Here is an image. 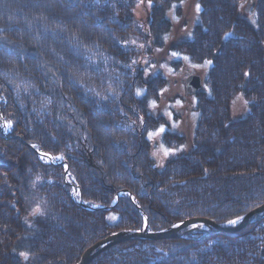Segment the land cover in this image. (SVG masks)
Instances as JSON below:
<instances>
[{
	"label": "trees",
	"instance_id": "obj_1",
	"mask_svg": "<svg viewBox=\"0 0 264 264\" xmlns=\"http://www.w3.org/2000/svg\"><path fill=\"white\" fill-rule=\"evenodd\" d=\"M179 1L152 0L138 18L148 0H0V115L10 122L4 134L0 120V264H77L111 233L142 230V211L162 231L196 217L227 223L264 203V0L257 28L239 14L247 0H200L192 36L170 47L213 62L193 150L161 170L151 157L147 135L162 119L149 102L167 81L146 80L142 61ZM239 96L249 114L232 121ZM33 145L63 156L78 198L98 210L76 203L64 167ZM124 190L134 200L122 193L113 207ZM90 264H264V218L238 233L122 242Z\"/></svg>",
	"mask_w": 264,
	"mask_h": 264
},
{
	"label": "rangeland",
	"instance_id": "obj_2",
	"mask_svg": "<svg viewBox=\"0 0 264 264\" xmlns=\"http://www.w3.org/2000/svg\"><path fill=\"white\" fill-rule=\"evenodd\" d=\"M258 1L247 0L239 13L256 28V4ZM248 3L250 6H247ZM197 4H200V0H181L174 4L175 7H173L174 5L171 7V10L166 14V20L170 23L169 31L160 38V41L157 40L158 47H156L157 44L156 46L155 44L149 46L151 48L150 54L142 61L146 80L160 75L167 81V86L159 94L160 98L155 107L149 105L152 116L158 120L162 119V124L159 127L161 125L165 126L164 133L151 139L147 135V139L151 142V157L155 160L158 170L163 169L166 163L172 159L188 154L193 150V135L200 119L197 105L198 97L186 94L185 80L193 74L201 76L204 83L209 77L213 65L212 63L204 66V63H202L199 67H194L197 64L191 62L190 59H185L184 55L178 53L177 56H172L174 51L170 49L171 43L188 40L192 36L194 28L198 25L201 12L196 11ZM144 6L150 8L149 4L142 3L136 9L138 18L147 15ZM247 7H249L248 11H246ZM147 47L145 46L144 49ZM204 92L208 93L205 83ZM244 101L245 97L243 96H239L234 100L231 110L232 121L245 118L249 114V103L245 105ZM161 145L165 148L179 150L174 155L165 156ZM181 145H184L183 149L180 148ZM153 153H156V155H153Z\"/></svg>",
	"mask_w": 264,
	"mask_h": 264
},
{
	"label": "water",
	"instance_id": "obj_3",
	"mask_svg": "<svg viewBox=\"0 0 264 264\" xmlns=\"http://www.w3.org/2000/svg\"><path fill=\"white\" fill-rule=\"evenodd\" d=\"M249 10V7H247L246 11ZM186 84V94H199L201 91H203L204 83L202 81L201 76L199 75H190L185 80ZM0 120L2 124V131L4 134H7L9 131V126L6 124L4 118L2 115H0ZM31 148L40 155L42 158L44 157L48 162L52 165H60L63 166L65 169V182L73 187V196L76 203L84 207L86 210L90 211H96L98 208L96 206H87L83 203L81 199L77 196V190L78 186H75L71 181L69 177V164L64 161H58L54 155L41 152L39 150H36L34 147L31 146ZM122 193L130 194L131 199L134 200V195L131 194L129 191L124 190L120 191L118 195L115 198V201L113 203V207L116 206V204L119 201L120 195ZM103 209H107L106 207H103ZM144 215V224L142 230H121L118 232L111 233V235L105 237L104 239H101L99 242L91 245L86 251L83 253L81 258L79 259V263L77 264H90L93 259L100 256L101 253L109 250L112 246L122 244V242L132 241V240H165V239H186L187 237H190L192 235L202 234L203 236H209V235H218L220 233L229 234V233H238L240 230L244 229L245 227L249 226L252 223L259 222L261 219L264 218V203L260 205V207H257L250 211L248 214L243 215V219L236 225H229L228 223H217L209 218H202V217H196V218H190L185 219L183 223L181 221L175 222V224H180V227L174 228L169 227L162 231H151L149 229V221L148 216L142 211Z\"/></svg>",
	"mask_w": 264,
	"mask_h": 264
},
{
	"label": "snow or ice",
	"instance_id": "obj_4",
	"mask_svg": "<svg viewBox=\"0 0 264 264\" xmlns=\"http://www.w3.org/2000/svg\"><path fill=\"white\" fill-rule=\"evenodd\" d=\"M141 2H142V0H141ZM148 3H149V6H151V4H152V0H148ZM173 7H175V5H174ZM196 11H197V12H200V11H201V6H200V4H197V5H196ZM225 35L227 36V35H229V34L226 33ZM133 43H135V42H133ZM140 47H143V45H141ZM177 55H178V53H175V52L172 53V56H177ZM184 58H185V59H188V57H184ZM132 63L135 64L136 61H132ZM212 63H213V62H212L211 60H206V61L204 62V66L211 65ZM194 67H199V65H194ZM244 75L247 77V76H250V73L245 72ZM136 95H137V96L141 95V92H140L139 90H137ZM244 103H245V105H247L248 101L245 100ZM149 104H150L151 107H155L156 102H155V101H150ZM169 115H171V114H169ZM140 120H141V123H143V117H140ZM9 126H10V122H9ZM173 126L175 127V125H173ZM164 132H165V126H164V125H161L156 131H154V132H149V133H148V137H149V139H151L152 137H154V136H158V135H160V134H162V133H164ZM33 147H35V145H33ZM183 147H184V145H181V146H180L181 149H183ZM161 148L163 149V151H164V155H165V156H168L169 154H173V155H174L175 152L179 150V149L165 148L163 145H161ZM153 155H156V153H153ZM54 159H63V156L56 157V158H54ZM205 172H207V170H205ZM109 219H110V220H116L117 217H115V216H110ZM242 219H243L242 216H236L234 219H230V220H228L227 223H228L229 225H236V224H238ZM181 223H183V221H181ZM172 227H174V228H178V227H180V224H173ZM20 255L23 256V257H25V258H28V255H29V254H28L27 252H22V253H20Z\"/></svg>",
	"mask_w": 264,
	"mask_h": 264
},
{
	"label": "flooded vegetation",
	"instance_id": "obj_5",
	"mask_svg": "<svg viewBox=\"0 0 264 264\" xmlns=\"http://www.w3.org/2000/svg\"><path fill=\"white\" fill-rule=\"evenodd\" d=\"M147 19L150 20V17H148ZM184 41H185V40H184ZM184 41H181V42H184ZM156 42H157V41H156ZM181 42H177V43H181ZM177 43H171L170 47H171L172 45H176ZM156 44H157V46H156V45H155V46L158 47V42H157ZM159 46L161 47V44H160ZM201 64H202V63H201ZM202 80H203V79H202ZM185 86H186V84H185ZM193 95H196V96L198 97L199 94H193Z\"/></svg>",
	"mask_w": 264,
	"mask_h": 264
}]
</instances>
